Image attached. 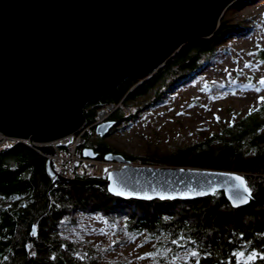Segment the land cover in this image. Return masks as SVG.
<instances>
[{
  "label": "trees",
  "instance_id": "1",
  "mask_svg": "<svg viewBox=\"0 0 264 264\" xmlns=\"http://www.w3.org/2000/svg\"><path fill=\"white\" fill-rule=\"evenodd\" d=\"M238 25L219 22L212 36L188 42L150 77L128 78L116 94L88 102L83 111L86 124L93 123L105 105L118 104L106 119L118 126L148 106L162 103L171 88L215 59L223 38ZM263 127L264 103L224 129L223 136L214 133L165 156L122 154L143 166L242 172L253 200L239 208H232L221 192L193 200H123L109 195L105 182L91 176L52 182L38 149L21 143L1 147L0 264H125L117 259L101 261V238L92 242L84 235L89 218L111 228L116 243L140 240L149 245L141 264H176V259L184 258L192 262L181 264H196L197 260L199 264H244L238 261L247 260L253 252L257 259L248 264H264L259 258L264 256ZM84 137L81 147L93 149L97 158L114 152L105 142L94 147ZM32 225L37 231L34 238L30 236ZM192 251L198 256L192 257ZM239 252L244 253L242 259L234 255Z\"/></svg>",
  "mask_w": 264,
  "mask_h": 264
},
{
  "label": "water",
  "instance_id": "2",
  "mask_svg": "<svg viewBox=\"0 0 264 264\" xmlns=\"http://www.w3.org/2000/svg\"><path fill=\"white\" fill-rule=\"evenodd\" d=\"M234 1L0 0V133L52 155L50 143L85 126L88 102L116 94L128 78L150 77L188 42L212 36ZM114 126L104 121L94 131L102 138ZM81 153L98 155L91 148ZM103 159L123 164L104 181L108 194L123 200H193L217 192L232 208L253 200L240 203L247 193L230 178H244L242 172L133 166L113 153ZM44 168L52 182L72 181L49 159ZM36 235L32 225L30 236Z\"/></svg>",
  "mask_w": 264,
  "mask_h": 264
},
{
  "label": "rangeland",
  "instance_id": "3",
  "mask_svg": "<svg viewBox=\"0 0 264 264\" xmlns=\"http://www.w3.org/2000/svg\"><path fill=\"white\" fill-rule=\"evenodd\" d=\"M223 21L240 25L223 38L215 59L207 60L195 74L171 88L162 103L148 106L107 136L89 133V145L105 142L114 154L135 158L165 156L214 133L223 136L224 129L246 117L250 109H258L263 104L259 98L264 96V86L255 91L264 79V0H235L225 9L219 22ZM132 165L142 166L137 161ZM85 230L92 242L101 238L102 262L145 261L149 245L140 240L116 243L113 230L94 218L85 221Z\"/></svg>",
  "mask_w": 264,
  "mask_h": 264
},
{
  "label": "built area",
  "instance_id": "4",
  "mask_svg": "<svg viewBox=\"0 0 264 264\" xmlns=\"http://www.w3.org/2000/svg\"><path fill=\"white\" fill-rule=\"evenodd\" d=\"M117 107L118 104L105 105L97 111L96 120L93 123L89 125L85 124L76 133L62 140L50 143L54 151L52 155L45 154L38 146L27 140L8 138L1 133L0 148L17 143L34 147L39 150L45 160L49 159L52 162L54 171L64 179L73 180L80 176H91L105 181L112 171L119 170L122 167H120L121 164L114 161H105L103 158H85L81 153L83 149L81 146L85 142L84 136L90 135L89 133H92L98 124L106 121Z\"/></svg>",
  "mask_w": 264,
  "mask_h": 264
},
{
  "label": "snow or ice",
  "instance_id": "5",
  "mask_svg": "<svg viewBox=\"0 0 264 264\" xmlns=\"http://www.w3.org/2000/svg\"><path fill=\"white\" fill-rule=\"evenodd\" d=\"M245 67H248V65H245ZM260 84L261 85H264V79H261L260 80ZM255 91L260 92L261 89L260 88H256ZM259 99H260V102L264 103V96H261ZM253 110H258V109H250L249 115L251 114V112ZM217 119H219V117H217ZM230 178L232 180H235V181L238 182L236 185H234V187L242 188L243 191L245 193H247V196H244V197L239 198L240 199V203H247L249 201V199L251 198V196H252V192H251V189L247 186V183H246L245 179L243 177H240V176H231ZM117 194L118 195H123L122 192H117ZM34 234H35V232H33V235ZM173 242L175 243V241H173ZM149 255H152V254H149ZM190 255L192 257H197L198 256V253L195 252V251H192L190 253ZM234 255L240 257L241 259L244 257V253L243 252L235 253ZM257 255L258 254L256 252H253L250 255H248L247 261H245L244 264H248L249 261H254L255 259H257ZM259 258L262 259V260H264V256H260ZM196 264H199V260H197Z\"/></svg>",
  "mask_w": 264,
  "mask_h": 264
},
{
  "label": "flooded vegetation",
  "instance_id": "6",
  "mask_svg": "<svg viewBox=\"0 0 264 264\" xmlns=\"http://www.w3.org/2000/svg\"><path fill=\"white\" fill-rule=\"evenodd\" d=\"M114 127H115V126H114ZM114 127H113V128H114ZM191 260H192V259H189V258H186L185 260H184V259H176V260H175V263H176V264H181L183 261L186 262V263H191V262H192ZM245 261H247V260H242V261H238V262L240 263V262H245Z\"/></svg>",
  "mask_w": 264,
  "mask_h": 264
}]
</instances>
